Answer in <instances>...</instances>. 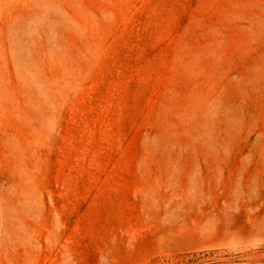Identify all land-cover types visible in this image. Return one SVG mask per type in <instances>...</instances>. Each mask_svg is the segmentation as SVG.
I'll list each match as a JSON object with an SVG mask.
<instances>
[{"label": "rangeland", "instance_id": "obj_1", "mask_svg": "<svg viewBox=\"0 0 264 264\" xmlns=\"http://www.w3.org/2000/svg\"><path fill=\"white\" fill-rule=\"evenodd\" d=\"M0 264H264V0H0Z\"/></svg>", "mask_w": 264, "mask_h": 264}]
</instances>
